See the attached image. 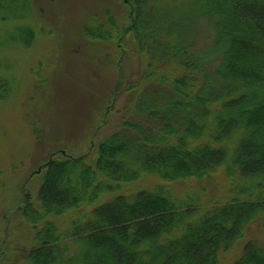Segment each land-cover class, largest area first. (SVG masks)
Wrapping results in <instances>:
<instances>
[{
	"label": "trees",
	"instance_id": "1",
	"mask_svg": "<svg viewBox=\"0 0 264 264\" xmlns=\"http://www.w3.org/2000/svg\"><path fill=\"white\" fill-rule=\"evenodd\" d=\"M104 1L81 32L91 57L107 55L108 100L89 106L85 152L51 151L31 171L33 192L20 186L18 224L0 239L7 260L219 264L241 243L231 264H264V0ZM33 6L0 0V54L25 53L42 34L53 44ZM8 67L0 62V101L16 90ZM111 112L116 121L101 131ZM219 176L228 196L205 201Z\"/></svg>",
	"mask_w": 264,
	"mask_h": 264
},
{
	"label": "rangeland",
	"instance_id": "2",
	"mask_svg": "<svg viewBox=\"0 0 264 264\" xmlns=\"http://www.w3.org/2000/svg\"><path fill=\"white\" fill-rule=\"evenodd\" d=\"M31 1L34 24L37 19L42 20L40 31L46 33L48 29L45 27H49L54 30V38L53 44H49L46 42L49 35L42 34L32 48H26L25 53L12 48L4 49L0 54V62L9 64L7 72H13L17 79L13 95L6 101H0V169L5 170L1 171L4 189L0 196V239L6 226H10L7 230H15L18 224L11 214L16 213L15 207L23 201L20 200V186L33 192L37 176L31 171L36 167L39 169L53 150L67 149L68 146L76 153L86 151L84 140H89L92 125L89 106L100 95L108 100L104 90L109 87L106 80H109L112 70L103 58H107L105 53L99 54L100 59L91 57L92 47L85 43L81 32L85 16L96 9L100 11L104 0ZM108 3L115 9L119 7L111 0ZM122 59L126 68L132 71L133 55L128 53ZM42 76L44 82L39 88ZM122 96L114 100L115 106L123 104ZM116 119L115 112H111L101 131H109ZM99 122L101 118L96 113V125ZM209 184L211 187L203 196L207 202L214 197L221 200L227 195L226 189L231 187L220 176L217 183ZM108 197L105 195L104 199ZM6 210L10 214L2 216ZM261 238L259 236L258 239ZM25 239L22 237L16 247L21 248L26 243ZM240 248L241 243L236 244L232 252L220 254L219 264H231ZM9 254L5 239L0 243V264H11V260H7Z\"/></svg>",
	"mask_w": 264,
	"mask_h": 264
}]
</instances>
